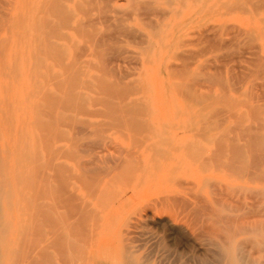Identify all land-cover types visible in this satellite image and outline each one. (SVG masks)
Returning <instances> with one entry per match:
<instances>
[{"label":"rangeland","instance_id":"rangeland-1","mask_svg":"<svg viewBox=\"0 0 264 264\" xmlns=\"http://www.w3.org/2000/svg\"><path fill=\"white\" fill-rule=\"evenodd\" d=\"M1 7L0 264H264V0Z\"/></svg>","mask_w":264,"mask_h":264},{"label":"bare ground","instance_id":"bare-ground-1","mask_svg":"<svg viewBox=\"0 0 264 264\" xmlns=\"http://www.w3.org/2000/svg\"><path fill=\"white\" fill-rule=\"evenodd\" d=\"M4 6V5H3ZM61 6V5H60ZM49 10V9H48ZM5 12H4V10H2V7H1V9H0V19L2 20V17L5 15L4 14ZM58 13V12H57ZM7 14V13H6ZM5 16H7V15H5ZM4 16V17H5ZM3 17V22L4 21H6L7 19H5ZM9 17V16H8ZM8 17H6V18H8ZM0 20V21H1ZM1 23H2V21H1ZM5 23V22H4ZM23 23V22H22ZM3 24V23H2ZM6 25V24H5ZM63 26V25H62ZM0 27H1V25H0ZM45 30V29H44ZM2 31V30H1ZM8 31V30H7ZM58 32V31H57ZM42 33V32H41ZM2 34V33H1ZM36 34V33H35ZM8 35V34H7ZM9 36V35H8ZM28 36V35H27ZM60 36V35H59ZM8 38H10V37H8ZM68 39V38H67ZM0 40H4L5 41V38H0ZM3 41V42H4ZM6 42V41H5ZM4 42V43H5ZM3 43V44H4ZM7 43V42H6ZM5 43V44H6ZM8 44V43H7ZM6 44V45H7ZM0 45H2V44H0ZM37 45V44H36ZM3 46V45H2ZM1 46V47H2ZM0 47V48H1ZM7 47V46H6ZM2 48H5L4 46L2 47ZM1 48V49H2ZM1 49H0V51H1ZM36 49V48H35ZM4 50H6V49H4ZM3 50V51H4ZM18 50V49H17ZM19 51V50H18ZM1 53V52H0ZM19 54V53H18ZM31 54V53H30ZM32 65V64H31ZM32 79V78H31ZM16 80H18V79H16ZM46 82V81H45ZM35 83V82H34ZM123 83V82H122ZM34 85V84H33ZM96 86V85H95ZM34 87V86H33ZM78 88V87H77ZM102 89V88H101ZM120 89V88H119ZM109 90V89H108ZM100 92V91H99ZM124 94V93H123ZM10 95V94H9ZM77 95V94H76ZM69 96V95H68ZM67 96V97H68ZM71 96V95H70ZM110 96V95H109ZM37 97V96H36ZM72 97V96H71ZM75 97H77V96H75ZM73 98H74V96H73ZM12 100V99H11ZM73 101V100H72ZM72 101H70L71 103H72ZM100 101V100H99ZM1 103V102H0ZM60 103V102H59ZM68 104V103H67ZM2 105V104H1ZM53 105V104H52ZM52 105H51V107H52ZM82 106V105H81ZM2 107V106H1ZM5 107V106H4ZM72 108H74V107H72ZM2 111V110H1ZM51 116H52V114H51ZM68 118V117H67ZM32 121V120H31ZM6 122V121H5ZM49 123V122H48ZM50 124H52L51 123V121H50ZM50 126V125H49ZM46 127V126H45ZM8 131V130H7ZM10 132V131H9ZM22 134V133H21ZM62 136V135H61ZM23 137H24V134H23ZM21 139V138H20ZM73 139V138H72ZM26 140V139H25ZM219 143V142H218ZM16 145V144H15ZM19 145V144H18ZM218 145V144H217ZM258 145V144H257ZM21 147V146H20ZM7 148V147H6ZM139 148V147H138ZM25 149V148H24ZM7 152V151H6ZM220 152H222V151H220ZM3 155H6V153L5 154H3ZM9 155V154H8ZM56 155V154H55ZM218 155V154H217ZM17 156H18V154H17ZM12 157V156H11ZM215 157V156H214ZM2 160L4 161L5 159H1V162H0V164L2 163ZM9 160V159H8ZM12 160V159H11ZM233 160V159H232ZM19 161V160H18ZM243 161V160H242ZM241 161V162H242ZM7 162H11L10 160L9 161H7ZM12 162H13V160H12ZM15 162V161H14ZM125 164V163H124ZM214 164V163H213ZM232 164V163H231ZM8 165H9V163H8ZM13 166V165H12ZM1 167H2V164H1ZM15 167V166H14ZM209 167V166H208ZM228 167V166H227ZM5 168H7V166H6V164H5ZM11 168V167H10ZM231 168V167H230ZM241 168V167H240ZM8 169V168H7ZM7 169L6 170H4L3 168H2V170H4L5 172H4V174L7 172ZM0 170H1V168H0ZM1 170V171H2ZM241 170V169H240ZM242 172V171H241ZM9 173V172H8ZM19 173V172H18ZM2 174H3V171L1 172V176H2ZM117 174V173H116ZM5 176H7V174L5 175ZM16 177V176H15ZM3 178V177H2ZM18 178V177H17ZM7 179H9V178H7ZM7 179H5L4 181H5V183L4 184H9V186L8 187H10V183H12L11 181H9V183H8V181L6 182V180ZM2 179H0V200L1 201H3L2 199H1V194L2 195H4L3 194V192L5 193L6 192V189H5V186L3 185V183H2V181H1ZM18 180V179H17ZM19 180H20V178H19ZM18 180V181H19ZM12 181H13V179H12ZM20 182V181H19ZM13 184V183H12ZM14 184H15V182H14ZM12 188L14 189V187H11V190H12ZM90 189V188H89ZM10 190V191H11ZM8 191V190H7ZM10 191H9V193H10ZM13 192V191H12ZM12 192H11V194H12ZM7 193V192H6ZM8 195L9 194H7L6 196L8 197ZM12 196V195H11ZM6 197V198H7ZM40 197V196H39ZM42 198V197H41ZM58 198H60L59 196H58ZM8 200V199H7ZM11 200H12V198H11ZM11 200H9V203H10V201ZM164 200H166V199H164ZM1 201H0V215L2 214V213H4V208H5V206H1ZM60 202V201H59ZM69 203V202H68ZM70 204V203H69ZM8 205V204H7ZM12 205V204H11ZM85 205V204H84ZM10 205H8V206H6L7 208H6V210L7 209H10L11 207H9ZM13 206V205H12ZM42 206V205H41ZM51 207V206H50ZM83 207V206H82ZM40 208V207H39ZM78 208V207H77ZM81 209V208H80ZM4 210V211H3ZM15 210V209H14ZM77 210V209H76ZM9 213H10V211H8ZM81 212H82V209H81ZM80 211H79V213L80 214H82ZM86 212V211H85ZM5 213H7V211H5ZM44 213V212H43ZM47 214H48V212H46ZM45 213V214H46ZM90 213V212H89ZM21 214V213H20ZM76 214V213H75ZM40 215H42L41 213H40ZM50 215V214H49ZM48 215V216H49ZM3 216H5V214H3ZM7 216H9L8 214H7ZM79 216V215H78ZM84 216V215H83ZM95 216V215H94ZM2 217V216H1ZM43 217H45V216H43ZM47 217V216H46ZM67 217V216H66ZM69 218H70V216H68ZM72 217H74V216H71V218ZM77 217V216H76ZM5 219H4V224H5V226H2V228L4 227H8L7 225H9V222H8V224L7 223H5V220L6 221H8V220H10V219H6V217H4ZM36 218V217H35ZM49 218V217H48ZM48 218H47V220H48ZM68 218V219H69ZM78 218V217H77ZM77 218H76V220H74V221H76V223H78V220H77ZM87 218V217H86ZM42 219V222H44L45 221V223L43 224V227L42 226H40V225H42V224H40L39 222H38V227L40 226V228L41 229H36V227H34V225H37V222L35 223V219L33 218V222L31 221V223L32 224H28V222H27V224H25L26 226L28 225V229L30 228V226L29 225H32L31 226V228L33 229V227H34V229L33 230H36V232H37V237H35L36 236V233L33 231L32 232V234H30V232L28 231V235L26 234L27 232L25 231V229H27L26 227L24 228V226H23V232H21L22 233V235L24 234H26V236H25V238H23L21 235V237H20V239H22L23 238V241H21V249L19 250V249H17V251L15 252V255H17V252H18V250L19 251H21V255L23 256V257H21L20 256V252H18V256H20V258L22 259L23 258V260L22 261H24V260H26V261H30L31 259H30V257H32L33 256V254L34 253H32V251H30V249H33V243H34V248H38L39 249V251L40 252H42V248H43V251H44V247H46V248H48V246H51V247H49V248H52V247H54L53 249H55V247H58V246H60L61 244H62V242H64L63 244H66V242H67V246L66 247H63V244H62V247H63V252H65V248H69L68 246H70V247H72V245H74V240L72 239V242L70 241V244H68L69 243V240H66L65 239V237H62L64 234V232L66 231H64L63 229H67V227H68V221L65 219V218H58V217H55L54 216V218H53V215H51V221H46V219L44 220V218H41ZM41 219L39 220L40 222H41ZM52 219H54V220H52ZM79 219V218H78ZM73 220V219H72ZM16 221H17V219H16ZM21 221V220H20ZM36 221H38V219L36 218ZM82 221H83V219H82ZM93 221V220H92ZM98 221V220H97ZM2 222V221H1ZM81 222V221H80ZM88 222V221H87ZM94 222V221H93ZM3 223V222H2ZM17 224L19 223V220H18V222H16ZM30 223V222H29ZM70 223H72V221L70 222ZM73 223H75V222H73ZM3 224V225H4ZM11 224H12V222L10 223V225L9 226H11ZM17 224H16V227H17ZM34 224V225H33ZM79 224V223H78ZM2 225V224H1ZM21 225H22V223H21ZM82 225V224H81ZM67 226V227H66ZM88 226H89V229H90V231H92L93 232V230H95V229H91L90 228V224H88ZM92 226H94V223H93V225ZM16 227H14L15 229H16ZM77 227V226H76ZM20 228H21V226H18V229L20 230ZM30 228V229H31ZM71 228V227H70ZM79 228V227H78ZM85 228V227H84ZM88 228V227H87ZM97 228V227H96ZM14 229V230H15ZM18 229H16L17 230V236H18V233L20 234V232L18 231ZM73 229H74V227H73ZM5 230H7V228L5 229ZM69 230V229H68ZM80 230V229H79ZM3 231H4V229H3ZM8 231V230H7ZM6 231V232H7ZM9 231H10V229H9ZM24 231H25V233H24ZM40 231V232H39ZM70 231V230H69ZM75 231V230H74ZM87 231H88V229H87ZM87 231H86V233H87ZM12 232H13V230H12ZM15 232V231H14ZM14 232L12 233V237H15V235H16V233L14 234ZM68 232V231H67ZM89 232V231H88ZM248 232H249V230H248ZM4 233V232H3ZM9 233V232H8ZM35 233V234H34ZM72 233V232H71ZM84 233V232H83ZM263 233V232H262ZM85 234V233H84ZM93 234H95V232L93 233ZM264 234V233H263ZM23 235V236H24ZM31 235V236H30ZM68 235H70L69 234V232H68ZM86 235V234H85ZM259 235V234H258ZM6 236H8V235H6ZM16 236V237H17ZM231 236H232V234H231ZM9 237H11V236H9ZM15 237V241L16 240H18L17 238ZM33 237V238H32ZM34 237H35V239H34ZM81 237H82V235H81ZM92 237V236H91ZM8 238V237H7ZM27 238L29 239V240H27ZM64 238V239H63ZM71 238V237H70ZM85 238H86V236H85ZM5 239H6V237H5ZM88 239V238H87ZM264 239V238H263ZM262 239V240H263ZM24 240H26L27 242H24ZM30 240H32V243H31V245H30V249L28 250V247H24V246H22V244L23 243H26L27 245H28V241H30ZM34 240H35V242H34ZM65 240H66V242H65ZM124 240V239H123ZM1 241V240H0ZM19 241V240H18ZM3 242V241H2ZM9 242H12V238H11V240L9 241ZM230 242V241H229ZM17 242H15V244H16ZM35 243H36V247H35ZM38 243H42L41 244V246L42 247H40V245H39V247H38ZM261 243V242H260ZM29 244H30V242H29ZM14 245V242H13V244H12V246ZM24 245V244H23ZM77 245V244H76ZM4 246H5V244H4ZM29 246V245H28ZM0 247H1V245H0ZM18 247H20V245L18 244ZM22 247H23V249L25 250V254H23V249H22ZM48 248V249H49ZM127 248V247H126ZM13 249V248H12ZM52 249V250H53ZM58 249V248H57ZM67 249H66V252H68L67 251ZM229 249V248H228ZM0 250H2V249H0ZM14 250H16V248L14 249ZM34 250V249H33ZM46 250V249H45ZM73 250V249H72ZM38 251V253H39V255H38V253L36 254V252H35V254H36V256H34L32 259H33V262H34V260H35V262H36V260H37V262H39L40 260H39V257H41V254H40V252ZM54 251H57L56 249L54 250ZM74 251H76V250H74ZM10 252L11 251H9V255H10ZM30 252V254H27V253H29ZM44 252H46V251H44ZM50 252V253H49ZM229 252V251H228ZM50 254L47 258L49 259V261H48V259L46 258V255L45 254ZM45 254L42 252V255H43V258L41 257L40 259H43L41 262L43 263V261H44V263H46V264H52V262H53V264H55L54 263V260H53V257H54V255H51V253H52V251H47ZM71 253H73L72 251H71ZM54 254V253H53ZM66 254V253H65ZM69 254V253H68ZM27 255H29L28 257H27V259H26V256ZM31 255V256H30ZM55 255H56V252H55ZM58 255H59V253H58ZM72 255V254H71ZM123 255V254H122ZM125 255V254H124ZM12 256H14V253H12ZM44 256H45V258H46V261H45V258H44ZM50 256L52 257V258H50ZM226 256V255H225ZM17 257V256H16ZM24 257H25V259H24ZM66 257H67V255H66ZM69 257V256H68ZM144 257V256H143ZM1 258V257H0ZM13 258V257H12ZM70 258V257H69ZM229 258V257H228ZM29 259V260H28ZM52 259V260H51ZM65 259V258H64ZM231 259L233 260V263L234 264H243L244 263V261H243V263L241 262V259L238 257V256H236V255H234V256H232L231 257ZM12 260V259H11ZM16 260V259H15ZM39 260V261H38ZM51 260V261H50ZM66 260V259H65ZM68 260V259H67ZM70 260V259H69ZM21 261V262H22ZM127 261V260H126ZM3 262V261H2ZM20 261H17L16 260V263L15 262H13L14 264H17V263H19ZM32 262V263H33ZM36 262V263H37ZM49 262V263H48ZM60 262V261H59ZM129 262V261H128ZM24 263V262H23ZM35 263V264H36ZM63 263H64V261H63ZM34 264V263H33ZM75 264H76V262H75ZM130 264H132L131 262H130ZM249 264V263H248Z\"/></svg>","mask_w":264,"mask_h":264}]
</instances>
